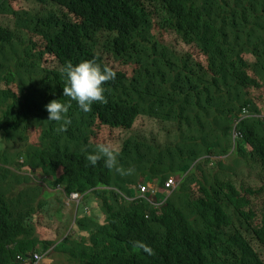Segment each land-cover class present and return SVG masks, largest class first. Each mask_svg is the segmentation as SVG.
Listing matches in <instances>:
<instances>
[{"label":"trees","instance_id":"16d2710c","mask_svg":"<svg viewBox=\"0 0 264 264\" xmlns=\"http://www.w3.org/2000/svg\"><path fill=\"white\" fill-rule=\"evenodd\" d=\"M16 1L0 0V129L5 139L18 136L27 144L28 129L39 125L40 139H64L38 165L55 175L64 193L93 194L104 216L99 222L76 212L70 221L63 212L61 221L68 213L67 222L86 232L76 236V247L67 223L50 216L43 201L30 212L41 185L20 178L4 183L9 152L0 162V264L23 263L18 255L27 259L39 243L68 246L65 253L78 264H264V208L258 212L252 201L264 188V125L256 115L237 121L243 105L261 110L256 96L262 92L251 95L250 89L264 86V0H25L26 9H17ZM38 40L49 53L44 62L34 60ZM182 43L195 46L205 63ZM243 49L249 58L240 63L235 57ZM93 58L115 78L103 82L105 101L85 112L62 96L63 69ZM117 64L143 68L130 75ZM52 99L68 105L64 131L63 119H47L44 105ZM139 117L152 119L157 132L141 128L126 136L111 168L102 155L95 165L87 160L101 144L74 139L78 130L87 135L91 122L127 131ZM235 121L243 137L230 155L249 170L201 177L196 158L227 152ZM172 175L174 189L166 183ZM143 183L165 201L149 193L138 197ZM34 224L43 228L37 232Z\"/></svg>","mask_w":264,"mask_h":264},{"label":"rangeland","instance_id":"374dc122","mask_svg":"<svg viewBox=\"0 0 264 264\" xmlns=\"http://www.w3.org/2000/svg\"><path fill=\"white\" fill-rule=\"evenodd\" d=\"M14 6L17 9H26L27 8V2L25 0H17L16 2L13 3ZM158 30V25L155 23L154 25V29L153 32ZM173 33V32H172ZM158 35V33H157ZM159 36H161L159 34ZM45 43L42 42V40H38V45L37 47H35L33 49V51H35V57L34 60H36L37 62H44L46 60V58H49V53L46 50L45 47ZM181 46L186 49L191 51L192 56L195 59H200L203 63H205V58L203 55L199 54V50L193 46V45H187L182 43ZM245 58H249V54L248 52L243 49V52L241 55H238L235 57V60L242 63L243 60ZM252 58H250L249 60H251ZM118 67L124 69L127 74L133 75V74H138L142 68H143V64L142 65H134V66H128L125 64H117ZM219 81L221 84H224L223 79L219 78ZM225 85V84H224ZM18 90L21 91V89L19 88ZM251 95H256L258 92H262V97H258L256 96V99L258 101V103L261 105V107H263V111H264V86H260V87H256V88H251L250 89ZM45 123V121H44ZM141 128H145L144 131L148 132L150 129H152L154 132H157V124L149 118L146 117H139L135 124L134 127L130 130H122L120 128H108L107 126L104 125H97L96 122H91L88 127H87V135H83V130H78L77 133L74 135V139L79 140L82 139L84 137L86 138H91V140L99 143V144H107L110 145L114 150H117L120 146L121 141L128 135H132L133 133H139ZM42 125L39 126H32L28 129L27 131V138H28V144L26 142L23 141V139L19 138L18 136H14L13 138H8L5 139L4 133L3 131L0 129V162L3 161L5 159V155L8 156V153H10V155L8 156L10 160H12L13 162L10 163L8 162L9 165H4L6 166L10 172H7L4 176H3V181L5 183V181H15V179H19V181H22V184L24 183V180H31L34 183H30V185H35V184H39L41 186H51L54 189H48L47 187L43 188L42 190H47L50 192H57L58 189H55V185H47V181L45 180H41L39 177H37V172H35V174H31L30 171L27 170L28 166H39V161H44L45 159H40L41 156H45L46 152H48L50 150L51 147H53L54 145H63L64 144V139H58L59 136H52V137H42V139H40V136H42ZM157 136L159 139H163V134L161 132L157 133ZM36 148H40L38 157L35 156L34 150ZM7 157V158H8ZM22 158V160L25 159H29V165L28 166H20V159ZM233 159L238 158V156L236 154H232L230 156H228L225 159V163L229 164L227 170L225 171L224 174V178L226 176H228V173H230V170L234 168L233 165ZM218 166H214V164H210L209 162L205 163L203 162V164L201 165V177L202 174H204L206 177H208L209 179L211 178V175H216L217 177H219V174L216 173V171L218 170ZM3 168L0 165V175L2 173H5L3 170ZM43 169V168H42ZM235 169L238 172L241 171H247L249 170V166L244 162L241 164H235ZM28 171V173H27ZM32 171V170H31ZM37 171H41V169L37 170ZM198 171V170H197ZM61 170H58V173H60ZM196 173V172H195ZM28 174V175H27ZM48 177V176H46ZM174 177V176H173ZM178 179L180 180L179 176H177ZM197 175H194V182L191 183V186L193 188L197 187ZM193 180V179H191ZM257 183H260V181L258 180ZM22 184L19 187V190L22 189ZM29 185V186H30ZM50 188V187H49ZM60 192V191H59ZM60 195L62 197V199H64L63 194L60 192ZM39 199H41V194L37 195V194H32V199H31V207L32 209L30 210V212H35V210L37 209V206L39 204ZM53 201H50V205L47 206L45 203L46 208L49 211V215L53 216L55 219H57L60 223H67L68 231H71V234L74 235L75 237L79 234H85L86 232L83 230H78L75 225L72 222V225L70 224V221H72V219L68 221L69 219V214L65 213L64 215V222L60 220V214L59 211L57 209V205H58V197L57 195H53L52 196ZM252 201L255 204V206L257 207L258 212H260L263 208H264V188L263 191L255 196L252 197ZM85 204L88 205V213L87 214H92V213H96L99 209L98 206H96V204L93 205L85 202ZM60 207L64 208L65 210H67V212H69L72 216H73V211H74V203L71 202L69 204H66V202H63V200L60 202ZM90 207V208H89ZM28 212V211H27ZM55 212H58L55 215ZM103 214V213H102ZM72 227V228H71ZM61 236H58L57 239L59 241H61ZM54 246L51 247V250L48 254L44 255L42 257L41 263L40 264H78L75 261H67L66 258L64 257L65 255L61 252H54L55 249H53ZM68 248V246H64V247H59L57 248V250H62L65 252V250Z\"/></svg>","mask_w":264,"mask_h":264},{"label":"clouds","instance_id":"9594fccd","mask_svg":"<svg viewBox=\"0 0 264 264\" xmlns=\"http://www.w3.org/2000/svg\"><path fill=\"white\" fill-rule=\"evenodd\" d=\"M151 3L155 4V2H151ZM63 71L65 72L67 82H66V85L63 87L62 96H66V97L71 98L72 100H75L79 108L85 112L89 111L94 101H100L101 103L105 101V96H104L105 88L103 87V82L115 78V73L108 65H101L97 63L94 58L93 59H83L74 64L72 62H67L65 64ZM44 107L46 108L48 112L47 119L51 121H61L63 119L65 123L61 125V131L66 130V125L67 123H70V121H68L67 118L63 114L67 112L68 105L61 102L59 99H52L49 102H47L44 105ZM244 116H246V114L242 113L240 116V119ZM237 121L233 123L231 131L236 129L235 124H237ZM101 155L103 156L104 166L111 168L116 158V152L110 145H107V144L99 145L98 152L89 154L87 156V160L89 161L90 164L95 165L97 160L101 158ZM20 161H22V158L20 159ZM30 167L28 166L27 170L30 171L31 174H35V172H40L43 175L42 177H40L41 180L47 181V185L49 184L55 185L54 186L55 189H58L57 192L60 191L62 194L64 193L63 189L60 190V187H62L60 183H55V184L53 183L52 180L55 177V175H52L51 177H49L47 174L43 172V169H42L43 167L41 165L34 166V167L30 166ZM39 169H41V171H37ZM117 171H119V169H117ZM142 185L146 186L145 191L141 190ZM43 187L44 186H42V188ZM137 190H138L137 191L138 197H141V195L148 196V193H149L150 194V197L148 196L149 198L159 201L160 203L164 202L166 199V196L162 198L158 196V199H155V195L159 192L151 188L149 184L147 183L138 184ZM69 193L71 195V198L62 199L61 195L60 197L59 196L57 197H58V202H61L63 200V202H66V204H69L71 202L74 203V211H73L72 220H74V216L76 212L77 213L84 212L86 214L89 212L88 205L85 204V202H88L92 205L93 203L94 205L96 204V206L99 207L98 211L100 212V214H102L100 206L97 204L94 195L91 194L90 192L83 194L82 192L73 190V191H70ZM88 196H89L90 201L86 200ZM41 198H42V194H41ZM129 199H132V198H129ZM51 200L53 201L52 198ZM43 201L46 203L47 206L51 204L49 200H43ZM57 209H58V205H57ZM58 211H59L60 220H61L62 214H63L61 207L58 209ZM88 215H91L95 220L99 222L103 221V217L102 219H99L95 213L88 214ZM102 216L104 215L102 214ZM59 240L58 242H60ZM139 246L143 248V250L149 254L152 251L149 246L143 243L139 244Z\"/></svg>","mask_w":264,"mask_h":264},{"label":"bare ground","instance_id":"6f19581e","mask_svg":"<svg viewBox=\"0 0 264 264\" xmlns=\"http://www.w3.org/2000/svg\"><path fill=\"white\" fill-rule=\"evenodd\" d=\"M242 113H245L246 115H250V116L251 115H253V116L256 115L257 117H259L261 119V121H262V123L264 125V111H263V107H261V110L260 111H254V112H252V111H250L248 109V107L241 106V108L239 110V118L237 120L240 119V116H241ZM230 135H231L232 145H231V147L229 148V150L227 152L222 153V154H219V153L208 154V153H206V154H202V155H200V156H198L196 158V160H198V161L201 162V165L203 164V162H205V163L209 162L210 164H214V166H218L219 167L218 170L216 171V173L219 174V177H217L216 175H211V177H213V179L214 178H217V179L224 178L225 171L227 170V168L229 166V164H226L225 163V159L228 156H230V152L235 147L236 142L239 141L243 137L242 132L239 129L232 130L230 132ZM244 146H247L246 149H250L249 145H244ZM232 160H233L234 168L230 170V173H228V175H230V174L232 175V170H236L235 169V164H241L243 162V160L241 158H239V157L236 158V159H233L232 158ZM41 176H43V175L40 173V177ZM237 178H238V176H237ZM166 183H167L168 186L170 185V187L172 189H174L177 186L178 181L175 182L174 177H172V179H169V177H168ZM60 190H62V187H60ZM170 192L168 193V195L170 194ZM63 197L64 198H71V195H70V193H63ZM42 201H43L42 198L39 199V203L42 202ZM155 203L156 204H160L159 202H155ZM34 226H35V230L37 232L41 228H43V227H38L35 224H34ZM75 240H76V237L73 235L70 238V241L69 242L73 243L77 247V244H76V241ZM56 244H54V245H56ZM51 247L52 246H50L48 248H45L44 247V244L39 243L37 245V248L36 249H33V251L28 254V258L27 259H23V257L21 255H18L17 258H18V260H21L23 262V263H20V264H40L41 263V260H42V257L50 252ZM34 252H36L37 254L36 255H33ZM54 252H61V253H63L65 255L64 257L66 258L67 261H75L76 262V260H73V256L71 254L65 253L62 250H55Z\"/></svg>","mask_w":264,"mask_h":264},{"label":"crops","instance_id":"0c3cea01","mask_svg":"<svg viewBox=\"0 0 264 264\" xmlns=\"http://www.w3.org/2000/svg\"><path fill=\"white\" fill-rule=\"evenodd\" d=\"M45 187H47V186H44L43 188H45ZM49 187H50V186H48L47 188L50 189V190H51V189H54V188H52V187H50V188H49ZM48 189L42 191V199H43V200H49V201H52L51 198H52L53 195H55V196L57 195V196L60 197L59 192H50V191H48ZM86 200H87V201H90V200H89V196L86 198ZM59 208H60V202H58V209H59ZM61 210H62V212H67V210H65L64 208H61ZM95 214L98 216L99 219H102L103 216H102V214H100L99 211H97ZM81 235H86V233H85V234H81Z\"/></svg>","mask_w":264,"mask_h":264},{"label":"built area","instance_id":"2783aa9c","mask_svg":"<svg viewBox=\"0 0 264 264\" xmlns=\"http://www.w3.org/2000/svg\"><path fill=\"white\" fill-rule=\"evenodd\" d=\"M141 190H142V191H145V190H146V186L142 185V186H141Z\"/></svg>","mask_w":264,"mask_h":264}]
</instances>
